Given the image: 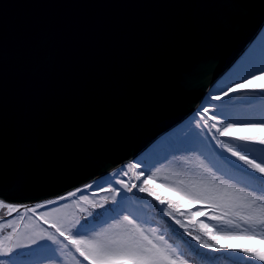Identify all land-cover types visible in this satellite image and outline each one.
I'll return each instance as SVG.
<instances>
[{
    "label": "water",
    "instance_id": "95a60500",
    "mask_svg": "<svg viewBox=\"0 0 264 264\" xmlns=\"http://www.w3.org/2000/svg\"><path fill=\"white\" fill-rule=\"evenodd\" d=\"M263 25L264 0H0V199L55 198L129 162Z\"/></svg>",
    "mask_w": 264,
    "mask_h": 264
},
{
    "label": "rangeland",
    "instance_id": "374dc122",
    "mask_svg": "<svg viewBox=\"0 0 264 264\" xmlns=\"http://www.w3.org/2000/svg\"><path fill=\"white\" fill-rule=\"evenodd\" d=\"M251 48L252 56L240 64V68L248 63L250 67L237 71L236 66L238 65L236 64L230 72L232 80L227 77V74L222 77L217 84L219 88L209 91L204 97L203 113H198V109L195 110L187 122L177 127L179 128L177 131L168 133L174 139L171 140L173 143H170V146L161 148L163 140L160 139L152 152L148 151L132 162L116 168L106 176L69 192L74 193L72 196L67 193L62 196L65 199L51 200H58V203L37 214L32 213L30 207H34L33 209L36 211V205H45V202L48 201L27 207L19 206L22 204L19 202H11L16 206V210L11 212L6 207L0 208V241L5 247L18 246V251L27 252L28 249L23 246L28 245L31 239L39 238L40 242L45 244L27 254L16 256L17 264H90V261L83 262V257L76 251L75 246L65 237H61L52 225H59L66 235L85 236L90 240L107 241L123 235L130 227L126 224H117L124 214L131 215L144 229L145 234L154 241L161 236L164 237V243L169 248L175 249L178 254L183 255L188 264H201L200 261H195L192 257L185 255L182 250L188 247L186 242L189 240L205 252H215L213 249L204 248L197 240L193 239L195 236H200L204 240L208 239L201 230L200 220L202 219L214 228V233L225 234L221 236L219 241L221 244L260 247L259 239L254 241L245 235H226L227 233L242 232L248 227L235 215L237 211L243 212L246 209L234 206L243 202L242 193L234 191V189L253 191L254 189L260 190V187L264 186L248 183L237 170L240 165L234 161L236 158L230 157L231 153L227 152L220 142L240 151L258 148L259 145H246L232 137L222 136L217 129L223 128L225 124L248 123L245 122L246 120L234 118L231 120L230 118L239 116L247 108L243 107L244 104L251 101L254 102L251 106L252 109L264 110V96L255 99L244 98L239 95V91H236L221 100L214 99L215 96L222 95L220 90L228 83L242 78L244 74H249L257 68L264 67V29ZM239 82L237 80V83ZM262 82L264 81L256 80V84ZM206 108L207 112L204 111ZM252 115L264 117V113H252ZM213 116L217 119H212ZM260 121H254V123ZM213 124L216 125L215 128L212 127ZM234 131H239L243 135L260 134L258 130L234 129ZM159 148L161 151L157 152ZM129 165L133 167H129ZM141 172L143 176H139ZM125 173L127 174L125 175ZM150 176L152 180L145 184V180ZM118 181H124L129 187L132 185H137V187L128 192ZM89 185L91 187H88ZM156 185L157 187L154 189L153 186ZM139 186L148 187L165 201L171 200L172 205L161 204L159 200L155 199V196L140 192ZM113 188H119V193L113 192ZM193 195H198L200 198H191ZM113 198L117 204L123 199L122 204L126 209L125 212L116 213L119 209L104 212L106 208L115 206L112 203ZM94 204L97 207L94 208ZM101 204L104 205V208L99 207ZM204 211L206 215H200ZM101 212L104 213L100 214ZM226 213L227 215H225ZM216 215H224L225 221L232 219L236 223L228 224L212 220L211 217ZM85 218L89 223L78 231L77 227L73 226L75 221L79 220L84 223ZM45 219L48 223L44 222ZM177 220L185 227H181V224L176 222ZM256 231L260 230L256 229ZM189 232L192 233L191 236L188 235ZM49 236L56 237V243L49 240ZM183 236L189 240L185 241ZM192 249L189 256L197 253L194 250L195 247ZM222 251L229 255L239 256L242 260L239 261V264H249L245 261L259 264L237 250ZM186 252H188L187 249ZM0 259H3L5 264H11L6 257L0 256ZM233 264H236V261Z\"/></svg>",
    "mask_w": 264,
    "mask_h": 264
},
{
    "label": "snow or ice",
    "instance_id": "6c2138e0",
    "mask_svg": "<svg viewBox=\"0 0 264 264\" xmlns=\"http://www.w3.org/2000/svg\"><path fill=\"white\" fill-rule=\"evenodd\" d=\"M237 80L240 82L237 83ZM256 80L264 81V67L257 68L242 78L228 83L222 90H220L222 95H217L214 99L221 100L239 90H259L261 93H264V82L256 84ZM204 111L207 112L208 109L206 108ZM212 119L215 120L217 117L213 116ZM212 127L215 128L216 125L213 124ZM234 129L258 130L260 134L243 135L240 134L239 131H234ZM217 131H219L222 136L232 137L234 140L242 141L246 145H259L258 148L240 151L234 150L233 147L228 144L220 142L222 147L226 148L227 152L231 153V156L236 158L234 161L241 166L237 170L242 174L243 178L246 179L248 183H256L264 186V120H261L258 123L225 124L223 128L217 129ZM129 167L133 166L129 165ZM126 174L127 173H125V175ZM139 176H143V173L141 172ZM139 176L137 177L138 179ZM151 180L152 177L150 176L144 183L147 184ZM118 183L123 185L128 192H131L133 188L137 187V185L129 187L124 181H118ZM88 187L91 186L89 185ZM112 191L119 193L120 189L113 188ZM139 191L155 196V199L159 200L161 204L167 203L169 206L172 205L171 200L165 201L161 196L157 195L146 186H139ZM234 191L242 193L243 201L234 206L246 209V211L243 212L237 211L235 215L239 217V220L242 223L248 225V227L242 232L227 233L226 235H245L252 239H259L260 247L221 244L219 241L221 236L225 234L214 233L213 228L203 221H201V230L208 239H201L200 236H195L193 239L197 240L204 248L216 251L237 250L250 260L259 262V264H264V187H262L261 190L254 189L253 191H247L245 189H234ZM258 192L260 193L259 195L257 194ZM68 195L72 196L74 193H69ZM191 198L199 199L200 197L198 195H193ZM59 199H65V197H59ZM81 199H84V197H81ZM122 202L123 199L117 204L115 198H113L112 203L115 206L106 208L104 212L113 211L115 209H119L116 213L125 212L126 209ZM47 203L51 204L55 203V201H48ZM105 203H107V201H105ZM43 206L44 205H36V208ZM3 207L8 208L10 212L16 210V206L5 204L3 200H0V208ZM93 207L95 208L97 205L94 204ZM99 207L104 208V205L101 204ZM32 211L34 212L35 209H32ZM104 212H101L100 214H103ZM89 215H91V213H89ZM169 215H171V213H169ZM200 215H206V213H200ZM225 215H227V213ZM41 218L43 219V217ZM211 219L217 222H227L228 224L236 223V221L232 219L225 221L224 215L212 216ZM44 222L48 223L46 219ZM176 222L181 224L179 220ZM87 223L89 222L85 218L84 223L76 220L73 226L77 227V230L79 231ZM117 224H126L130 227L123 235H119L107 241L90 240L85 236L66 235L65 231L61 230L59 225L53 224L52 227L56 229L61 237H65L66 240L74 245L80 256L85 260L90 261V264H188L187 259L183 255L178 254L175 249L169 248L164 243V237L161 236L155 241L149 238V236L145 234L141 225H139L131 215H122L117 221ZM181 227L185 226L181 224ZM256 229H259L260 231L257 232ZM188 235L191 236L192 233L189 232ZM48 239L53 243H56V237L49 236ZM43 245L45 244L41 243L39 238L31 239L28 245L23 246L26 247L28 251L20 252L17 250L18 246L5 247L3 242L0 241V256L8 258L11 264H17L15 260L16 256L27 254L32 250L41 248ZM0 264H5V261L0 259Z\"/></svg>",
    "mask_w": 264,
    "mask_h": 264
},
{
    "label": "trees",
    "instance_id": "16d2710c",
    "mask_svg": "<svg viewBox=\"0 0 264 264\" xmlns=\"http://www.w3.org/2000/svg\"><path fill=\"white\" fill-rule=\"evenodd\" d=\"M252 52H249L247 54V57H250L252 56L251 54ZM255 74V73H253ZM256 83V81H255ZM239 95H241L242 97L244 98H251V99H255L257 97H260V96H264V93H261V91L259 90H239ZM239 102V101H238ZM254 104V102L252 103ZM204 106V103L201 105V107L198 109V113H203L202 112V107ZM252 106V105H251ZM250 106L249 108V114L251 113H254L256 112V109H252ZM247 112L243 113V114H246ZM242 115V114H241ZM256 117L254 116H251L249 119H245L246 121L245 122H248V123H254V121H258L255 119ZM237 120H240V119H237ZM169 140H174L172 136H168V137H164L163 139V144H166L167 146H170L171 144L170 143H173L172 141H169ZM157 187L156 186H153V188L155 189ZM159 216V215H157ZM214 231V230H213ZM254 241H256V239H253ZM189 246V245H188ZM213 254H222L223 255V258L221 257V259H217L218 261L222 262V264H233L235 263V260H239V261H242L240 259L239 256H235V255H229L227 254L226 252L222 251V250H219V251H216L213 252ZM232 262V263H231ZM246 263H249V264H254V263H250L249 261H245Z\"/></svg>",
    "mask_w": 264,
    "mask_h": 264
},
{
    "label": "bare ground",
    "instance_id": "6f19581e",
    "mask_svg": "<svg viewBox=\"0 0 264 264\" xmlns=\"http://www.w3.org/2000/svg\"><path fill=\"white\" fill-rule=\"evenodd\" d=\"M1 199H3V198H1ZM3 200H5V199H3ZM6 202H8V203H11L12 201H8V200H5ZM19 203H23V202H19Z\"/></svg>",
    "mask_w": 264,
    "mask_h": 264
}]
</instances>
